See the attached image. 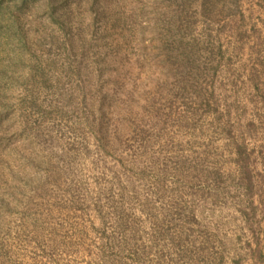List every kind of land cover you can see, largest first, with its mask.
<instances>
[{"label":"rangeland","instance_id":"374dc122","mask_svg":"<svg viewBox=\"0 0 264 264\" xmlns=\"http://www.w3.org/2000/svg\"><path fill=\"white\" fill-rule=\"evenodd\" d=\"M259 252L264 0H0V264Z\"/></svg>","mask_w":264,"mask_h":264},{"label":"trees","instance_id":"16d2710c","mask_svg":"<svg viewBox=\"0 0 264 264\" xmlns=\"http://www.w3.org/2000/svg\"><path fill=\"white\" fill-rule=\"evenodd\" d=\"M26 4V1L24 2L23 6ZM22 6V7H23ZM247 158V157H246ZM246 158H242L243 162H247ZM245 176L242 178L243 185L246 187L247 190H249L251 193H255L256 188V182L254 180V176L251 173V170L249 168L244 169ZM256 239H259V236L256 237ZM260 260L263 258V252H259Z\"/></svg>","mask_w":264,"mask_h":264}]
</instances>
